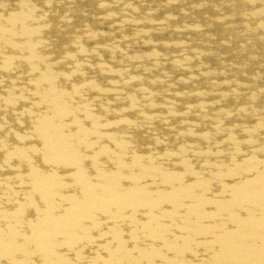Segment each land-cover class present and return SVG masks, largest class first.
I'll return each instance as SVG.
<instances>
[{
    "label": "bare ground",
    "instance_id": "6f19581e",
    "mask_svg": "<svg viewBox=\"0 0 264 264\" xmlns=\"http://www.w3.org/2000/svg\"><path fill=\"white\" fill-rule=\"evenodd\" d=\"M0 264H264V0H0Z\"/></svg>",
    "mask_w": 264,
    "mask_h": 264
}]
</instances>
